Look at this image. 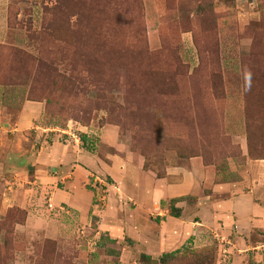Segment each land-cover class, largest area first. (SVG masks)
Instances as JSON below:
<instances>
[{
  "label": "rangeland",
  "instance_id": "rangeland-1",
  "mask_svg": "<svg viewBox=\"0 0 264 264\" xmlns=\"http://www.w3.org/2000/svg\"><path fill=\"white\" fill-rule=\"evenodd\" d=\"M0 7V85L45 102L44 123L69 126L74 136L60 133L64 143L85 148L75 138L86 131L95 151L100 128L113 126L157 176L199 158L217 182L238 181L250 161L264 160V0H4ZM95 178L88 186L98 200ZM108 184L107 197L121 187ZM8 187L0 180V264H264V249L257 259L223 257L212 234L164 260L131 249L123 256L101 240L89 245L95 217L81 237L73 229L58 241L39 228L27 233V211L9 201ZM49 199L38 207L45 213Z\"/></svg>",
  "mask_w": 264,
  "mask_h": 264
},
{
  "label": "crops",
  "instance_id": "crops-1",
  "mask_svg": "<svg viewBox=\"0 0 264 264\" xmlns=\"http://www.w3.org/2000/svg\"><path fill=\"white\" fill-rule=\"evenodd\" d=\"M45 108V102L21 100L0 85V180L9 184V201L27 211L24 231L39 228L58 241L73 229L81 237L93 230L95 217L89 245L101 240L123 256L133 250L159 258L212 234L235 261L263 257L264 160L250 161L246 174L234 182H217L216 170L199 158H192L187 169L176 167L159 177L122 143L113 126L100 128L95 151L78 142L64 143L58 126L44 123ZM82 133L88 141L87 132ZM92 173L121 186L109 190L105 210L97 214L94 190L88 186ZM173 175L179 178L170 181ZM34 195L39 198L32 202ZM45 197L67 215L39 209ZM172 208L178 217L170 215Z\"/></svg>",
  "mask_w": 264,
  "mask_h": 264
},
{
  "label": "built area",
  "instance_id": "built-area-1",
  "mask_svg": "<svg viewBox=\"0 0 264 264\" xmlns=\"http://www.w3.org/2000/svg\"><path fill=\"white\" fill-rule=\"evenodd\" d=\"M68 129H70L69 128V126H68V128H66V129H64V130H60L59 129V133H61L62 135H64V136H67V137H71V138H74V136H70L69 135V133L67 132V130ZM75 140L76 141H80L81 140V136L80 137H76L75 138ZM80 143V142H79ZM80 145H81V143H80ZM104 182H106V184L104 183ZM108 183H110V182H108V180H104V179H102V178H95L94 179V188L96 187V186H98L99 188H100V193H101V195H100V197L98 198V200H95V202H94V207L95 208H101V209H99V210H103V208H104V204H105V202H106V200H107V192L106 191H108V189H109V187H111L110 185L111 184H108ZM94 190V189H93ZM47 208L49 209V210H51V211H54V210H59V211H62L63 212V210H64V208L63 207H59V208H56L55 206H53V204L51 203V202H48L47 201ZM215 237V239L217 240V241H219V243H220V239H219V237L218 236H214ZM223 246V245H222ZM221 246V248H223L222 250H220L221 251V255H223V257H227L228 256V250L225 248V247H222Z\"/></svg>",
  "mask_w": 264,
  "mask_h": 264
},
{
  "label": "trees",
  "instance_id": "trees-1",
  "mask_svg": "<svg viewBox=\"0 0 264 264\" xmlns=\"http://www.w3.org/2000/svg\"><path fill=\"white\" fill-rule=\"evenodd\" d=\"M81 139H82V142H83L84 144H87V143H88L87 138H86L85 135H81ZM85 148L88 149V150H91V146H90V145H86ZM145 168H146V166H145ZM176 201H177V200H172L171 203H174V202H176ZM170 215H172V216H174V217H178V216H179V213H178V212H175V210H173V208H172L171 211H170ZM175 253H176V252H175ZM172 255H173V253L164 254V255L162 256V259H161V260H164V259H166V258H168V257H171ZM143 258H145L146 260H149V259H150V257L147 256V255H143Z\"/></svg>",
  "mask_w": 264,
  "mask_h": 264
}]
</instances>
